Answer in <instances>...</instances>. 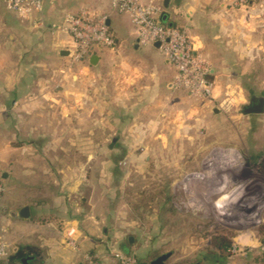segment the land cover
<instances>
[{
	"label": "crops",
	"instance_id": "crops-1",
	"mask_svg": "<svg viewBox=\"0 0 264 264\" xmlns=\"http://www.w3.org/2000/svg\"><path fill=\"white\" fill-rule=\"evenodd\" d=\"M80 7L104 14L116 38L115 49L92 54L94 64L92 55L69 64L71 39L48 29L64 11ZM167 12L163 23L184 28L210 66L209 101L174 89L172 64L157 46L137 43L130 17L112 11L109 0L46 2L41 26L20 20L0 0V238L9 251L35 247L33 264H91L86 254L96 264H117L112 247L132 253L137 240L124 239L114 225L123 159L143 168L153 153H171L174 167V153L186 152L182 183L189 206L207 197L204 174L215 194L226 177L240 181L237 160L205 162L197 153L206 145H190L189 137L223 113L264 121V106L242 112L251 97L264 99V0H169ZM235 105H242L236 114ZM239 191L228 201L240 198ZM24 206L26 217L19 215ZM248 232L235 242L258 246ZM150 254L136 257L147 263Z\"/></svg>",
	"mask_w": 264,
	"mask_h": 264
},
{
	"label": "rangeland",
	"instance_id": "rangeland-1",
	"mask_svg": "<svg viewBox=\"0 0 264 264\" xmlns=\"http://www.w3.org/2000/svg\"><path fill=\"white\" fill-rule=\"evenodd\" d=\"M230 106L234 107L230 104L227 107ZM241 107L235 105L233 112L239 113ZM193 121L192 129L197 126ZM263 124V120H251L245 116L233 119L223 113L221 117L208 121L205 132L200 134L192 130L190 145H206V150L197 153L203 161L237 160L241 165V178L235 183L230 174L226 175L230 176L215 194L209 174H204L207 197L201 203L192 201L191 206L183 194L182 159L186 157V152L174 153V167L169 166L171 153L163 152L155 153L159 157L153 153L152 162L143 168L136 167L129 159L120 161L124 173L118 185L116 209L119 214L114 225L118 232H123L124 239L134 236L137 240L130 247L135 258L136 253L145 250L151 252L147 263L161 253L169 252L165 264H213L205 259L213 250L210 240L222 235L231 242L225 264L234 260L240 261V264H251L252 258L264 264ZM176 143H182V139L176 138ZM222 169L224 172L228 170L225 167ZM237 189L240 190V198L228 201L226 197L235 191L237 193ZM199 220L201 226H196ZM249 230L258 240V246L254 248L235 242L237 237L247 235ZM119 250L122 251L119 247H112V255Z\"/></svg>",
	"mask_w": 264,
	"mask_h": 264
},
{
	"label": "built area",
	"instance_id": "built-area-1",
	"mask_svg": "<svg viewBox=\"0 0 264 264\" xmlns=\"http://www.w3.org/2000/svg\"><path fill=\"white\" fill-rule=\"evenodd\" d=\"M55 1L2 0L7 10L34 26L42 25L41 16L45 3L54 4ZM109 7L112 11L125 13L130 17L139 45L158 43L157 48L175 69L172 79L174 89H183L201 102L212 98L213 82L208 78L209 64L195 49L184 28L167 25L159 20L163 10L161 0H109ZM48 29L51 32H63L70 37L72 46L69 64L85 63L96 50L116 47V38L106 23V16L95 13L88 7L64 11L60 19L48 24ZM2 192L0 182V197ZM72 232V229L68 230L67 236L70 237ZM8 255V245L0 238V259L5 264H13L8 262ZM113 256L118 264H138L133 254L121 250L113 252ZM85 259L88 263L96 264L89 254L85 255Z\"/></svg>",
	"mask_w": 264,
	"mask_h": 264
},
{
	"label": "trees",
	"instance_id": "trees-1",
	"mask_svg": "<svg viewBox=\"0 0 264 264\" xmlns=\"http://www.w3.org/2000/svg\"><path fill=\"white\" fill-rule=\"evenodd\" d=\"M210 245L212 246L213 250H210L208 252L209 257L206 256L205 259H209L213 264H222L225 261L226 256L229 254V251L231 249V242L229 241L228 238L220 235V236L213 237V239L210 240ZM38 254H39V251L35 247H32V246L20 247L15 252L9 251L7 260L9 263L17 264L19 263L20 258L32 256L33 259L30 260V264H31L32 262L34 263V261H36L35 258ZM136 259H137L138 264H140V261L138 260L137 257ZM5 263L6 262L4 260H0V264H5Z\"/></svg>",
	"mask_w": 264,
	"mask_h": 264
},
{
	"label": "water",
	"instance_id": "water-1",
	"mask_svg": "<svg viewBox=\"0 0 264 264\" xmlns=\"http://www.w3.org/2000/svg\"><path fill=\"white\" fill-rule=\"evenodd\" d=\"M169 5V0H162V7L163 10L161 11L160 15H159V20L161 22H164L168 16V12H167V8ZM107 23V22H106ZM155 46L158 45V43H154ZM63 54H67L66 51H62ZM96 55H92L90 57V63L94 64L96 63ZM263 106H264V99L263 97H259V96H253L250 98L249 102L242 107V112L243 113H258L261 112L263 110ZM29 211H28V207L24 206L19 210V215L22 217H26L28 216ZM132 237L129 236L128 237V241L132 242ZM170 255L169 252H165V253H161L158 256L154 257L153 259H151L148 263L142 262L140 264H164V261L168 258V256ZM30 257H22L20 258V264H28V259Z\"/></svg>",
	"mask_w": 264,
	"mask_h": 264
},
{
	"label": "bare ground",
	"instance_id": "bare-ground-1",
	"mask_svg": "<svg viewBox=\"0 0 264 264\" xmlns=\"http://www.w3.org/2000/svg\"><path fill=\"white\" fill-rule=\"evenodd\" d=\"M225 197V196H224ZM224 197H223V199H224ZM223 201V200H222Z\"/></svg>",
	"mask_w": 264,
	"mask_h": 264
}]
</instances>
